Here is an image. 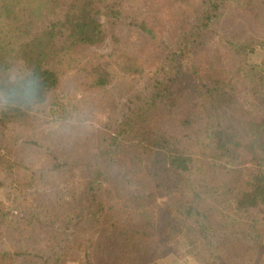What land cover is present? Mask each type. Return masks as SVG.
<instances>
[{
    "label": "trees",
    "instance_id": "1",
    "mask_svg": "<svg viewBox=\"0 0 264 264\" xmlns=\"http://www.w3.org/2000/svg\"><path fill=\"white\" fill-rule=\"evenodd\" d=\"M125 3L0 0V187L13 200L0 203V264H64L78 254L84 264H144L146 247L159 251L170 242L194 244L198 238L212 247L218 231L225 239L237 237L221 244L223 252L214 250L216 255L230 250V264H249L253 250L264 246V61L249 64L246 74L256 79L249 95L254 100L247 107L229 81L226 90H208L215 93V105L199 103L201 91L189 81L197 79V70L186 71L181 58L183 42L204 46L203 33L216 22L228 29L221 36L230 58L239 56L255 39L250 33L264 28V0H133L137 8L130 17ZM99 12L110 24L113 48L107 59L84 62L79 52L105 40ZM172 22L181 31L176 35L180 41L174 40V50L161 64L157 59L161 73L149 77L147 91L128 97L123 109L111 107V64L127 78L143 76L147 67L141 58L146 46L141 53L130 49L116 27L138 30L154 44L168 32L163 25ZM158 43L161 51L162 41ZM71 71L82 97L92 99L90 106L102 104L98 109L106 110L110 132L102 134L96 147L92 138L86 148H75L78 143L71 137L88 135L94 111L81 122L67 117L64 105V115L43 129L32 113L39 105L51 107L49 94L68 81ZM97 95L102 102H96ZM164 100L170 128L157 134L148 122ZM201 144L212 151L210 158ZM248 150L250 160L245 161L242 151ZM105 183L110 187L102 190ZM240 183L242 188H233ZM185 188L193 197L184 206L167 201L158 213L148 206L156 193L181 196ZM203 195L209 203L201 207ZM218 204L223 209L216 216ZM255 208L261 216L256 223L248 221ZM240 217L245 224L236 222ZM195 224L197 239L187 234ZM243 226L248 230L239 232ZM238 236L246 247L238 245Z\"/></svg>",
    "mask_w": 264,
    "mask_h": 264
},
{
    "label": "rangeland",
    "instance_id": "2",
    "mask_svg": "<svg viewBox=\"0 0 264 264\" xmlns=\"http://www.w3.org/2000/svg\"><path fill=\"white\" fill-rule=\"evenodd\" d=\"M132 1L133 0H126L125 5H123L125 16L127 15L130 17L132 14V10H135L137 8V6H133L136 5L137 3H131ZM96 18L101 23L102 28L105 31V40L97 45L91 46L79 52V56H81L80 58L84 62L91 61L99 56L105 57L104 59H107L106 56L111 53V50L113 48L110 38L111 31L109 29L110 26L109 22L107 21L105 15H103L101 12L96 14ZM128 20L129 19H127L126 22ZM224 24H225L224 22H221L220 24L216 22L214 23V25H212L203 33L204 34L203 38L205 42L204 46L200 43L198 44L196 43L194 45L195 47L193 48L188 46L185 40L183 42L184 47H182L181 49L183 53L181 54L182 56L181 55L180 56L183 59V64L184 67L186 68V71H189L192 68L197 70V77H196L197 79L191 80L189 78L190 79L189 81H191L192 84L197 85L198 90L201 91L200 95L197 94L198 95L197 100L199 103L205 102L206 105L207 104L215 105L216 104L215 99L217 100V98L215 97V93H212L213 91L209 93L208 90H213V88H217L218 86H221L222 89L226 90L229 88V82H232L234 89H232L231 91L235 92L236 96L239 99H243L244 105H248L247 107H250L249 102L252 103L254 100L252 97L251 99L249 97V95L252 93L250 91V88L254 86L251 83V81L253 80L255 81L256 78L253 79L252 77H248L246 73L249 72L250 63H257L264 61V47H257L259 42H261V44L264 45V28L262 29L257 28L255 32L250 33L253 36L256 35L255 39L253 40V43H251V45L248 44L244 51L240 53L237 52L239 56L234 55L230 58L229 51L227 50V47L224 46V39L222 38L223 36L222 34L228 32V29L226 30ZM163 26L164 27L168 26V32L164 34L163 33L160 34L156 38L157 41H154L155 45L153 44L151 39L148 38V36L142 35L141 33L138 32V30L127 32L124 27L121 26L116 27L117 34L126 38V41L130 49L133 50L137 49L138 53H141L142 47L146 46L144 48V53L141 54V58L142 60H144V63L147 65V67L145 69L146 72L144 73L143 76L127 78L124 76H120L119 75L120 72L116 69L115 65L111 64L113 66L112 76L114 80L112 81L113 86L112 87L110 86L109 88L110 92L109 93L107 92L109 96L112 95L113 105L111 107L116 106L117 110L123 109V103L126 104L127 102L126 99L128 97H132L133 94L138 92L145 93L147 91L146 86H148L147 80L149 79V77H154V75H158L161 73V69L159 68L157 59L159 60L160 63L163 58H168L170 56L172 50H174L173 49V46L175 45L174 40L178 39L176 35H178L181 32L177 28L174 22L170 24L166 23ZM159 40H161L163 44V47L161 45V51H158ZM178 40L180 41V39ZM251 48L254 51L248 52V50H250ZM72 71L68 73L70 75L68 81H65L62 87H60L57 91L49 94L48 100L50 102L53 101L51 107L48 104L47 106L39 105L33 109L32 113H34L35 116L37 117L36 119L38 122L37 125L43 124L41 127L43 129L46 126L50 127L51 125H54L55 120H58L57 116H63L65 112L67 114V117L72 116L83 122L82 119H86V116L94 111L93 113H95V116L92 117L94 118L92 119L94 122L88 121L89 132L88 135L85 137V138L91 137V139L83 138L79 140L75 135H71V137L73 138L74 143H78V145L75 148H78L79 146H81L80 149L86 148L91 143L92 138L97 139V142H95V147H96L99 144L98 140L102 136V134H104V132L105 133L108 131L110 132L109 128L105 127V123L107 122L106 110L102 111L101 108L98 109L99 106L102 104H98V107H96L93 102L94 107L90 106V102L92 101V99L89 100L82 97V94L80 93L82 92L81 91L82 87L80 86L76 87L74 85V83L78 82V79H76L73 75H71L74 72ZM186 75L189 76L188 74ZM118 88H120L121 90H118ZM171 89H173V87H171ZM94 99H97L96 100L97 103L102 102L101 95L95 96ZM238 104L239 103H237V105ZM64 105H66V107L68 108L65 112L63 111ZM163 108L165 110V100L163 101V105H160L159 109L157 108L154 111V113H152L151 118L148 122L150 128L156 127L157 134H161L164 131L167 132L168 129L170 128L169 121H167L169 119L165 118V115L163 113L164 112ZM95 110L98 113H96ZM120 118L121 116L118 117L117 122L120 121ZM116 126L117 124L115 125V127ZM99 127L106 128V131H104L102 128ZM112 128H114L113 125L111 127V130ZM150 132L151 131H149V133ZM56 142L58 143L59 140ZM49 144H51V142ZM60 146L65 147L62 145ZM66 148L69 147L66 146ZM203 148H205V151L208 155L207 158H210L212 156L211 155L212 151L206 146H204V144H201L200 150H202ZM242 152L243 154H245L244 157H247L245 161L250 160L249 158L251 156V153L249 152V150L246 152L245 151ZM191 156L192 158L197 156L195 151H193V153L191 152ZM78 159H81L80 156ZM202 161L203 159L202 158L199 159L198 156V162L201 163ZM239 162L240 161H238V163ZM221 164H224V161ZM248 166H250V168L252 169L251 167L252 165L248 164ZM137 178L139 181L141 180V175H139V171L137 172ZM204 178L206 179L205 175L201 179L204 180ZM222 184L225 185L224 181L222 182ZM130 185L131 183L127 186L130 188ZM241 186L244 185H241V183L236 184L235 186H233V188L240 189L242 188ZM106 187H110L108 183L104 184L102 190H104ZM138 187L139 186L136 185V191ZM155 191L157 190L155 189ZM6 192H7L6 190H3V188L0 187V203L5 204L8 202L9 204H12L13 200L11 199V197L7 196ZM106 195L107 193L104 194V196ZM192 197H193L192 191L189 190L188 188H185L181 196L179 194L178 195L176 194V196L175 194L168 195L164 192L161 195L156 193L155 197L151 198L152 200H150L151 202L148 203V206L155 207L156 213H158L160 212L161 209H163L164 203L167 201L174 203L172 204V206L175 205L176 207H179V206H184L185 203H189ZM104 199H106V197ZM208 203H209V196L203 195L202 200L200 201L201 207L207 206ZM262 208L264 210V206H262ZM218 209L222 210L223 204L217 205V209L215 213L216 216H218V212H219ZM259 214L260 212H258L257 208L253 209L251 215L249 214L248 221L252 222L253 220L254 222L255 220L257 221L260 220L261 216ZM176 215L178 216L177 213ZM19 218L18 216L17 218L15 217V219H19ZM215 218L216 217L214 218L210 217L209 220H215ZM237 221L238 224H245L246 218L240 217L239 219L238 218L236 219V222ZM257 221H255L254 223H256ZM233 227L235 229L236 225L235 226L233 225ZM198 228L199 225L195 224L193 229L190 231V234L189 233L187 234L190 236L193 235V237L197 239V237L200 236ZM241 230H248L247 226L241 227L239 232ZM206 232L209 234L212 233L208 231V228ZM221 234L222 233L218 231L216 233V236L212 238L214 241H216L214 246L212 247L207 245L205 243L206 241L200 240V238H198L194 244H189V241L187 239H181L178 244L174 242H170V244L168 243L166 246H163V248H160L159 251L158 250L154 251L152 247H146L141 254V260L144 261V264H209V263L225 264V262L221 260V258H223L224 261H226V263L230 264L229 263L230 259L228 258L230 257L231 251L229 250V252L225 254L221 253L223 252L224 249L223 246H221V244H224L225 240L227 242L228 241L232 242L233 240H236L237 237H235V235L232 234L230 239H225L227 237L224 236L221 237ZM226 234L228 235L230 234V232L227 231ZM207 241L210 240L208 239ZM238 242H239L238 244L239 246L243 248L246 247L245 246L246 240L243 239V237H241L240 241L238 240ZM259 242L260 241H258V243ZM216 248H218L219 250L222 248L221 252L218 253L220 257L216 255V253L214 252ZM253 252H254L252 254L253 258L249 261V264H264V246H261L260 248L257 247V250L254 249ZM77 256H79L78 257L79 259L69 258L68 260H65L64 264H84L82 255L78 254ZM241 262L242 261L240 260H236L233 264H244L243 262L242 263Z\"/></svg>",
    "mask_w": 264,
    "mask_h": 264
}]
</instances>
